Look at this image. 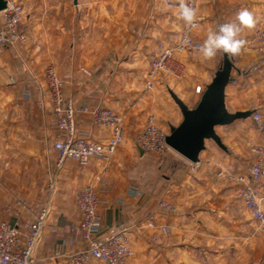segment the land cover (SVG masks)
Instances as JSON below:
<instances>
[{
  "label": "crops",
  "instance_id": "0c3cea01",
  "mask_svg": "<svg viewBox=\"0 0 264 264\" xmlns=\"http://www.w3.org/2000/svg\"><path fill=\"white\" fill-rule=\"evenodd\" d=\"M15 1L27 12L20 27L27 43L6 48L0 55V220L16 226L19 220H32L42 207H48L35 251L36 264H68L46 258L56 250L76 252L85 246L78 232L70 229L79 222L75 199L86 184L95 187L102 201L98 236L122 232L134 251L133 264H162L164 257L182 254L184 249H242L244 225L232 210L231 193L226 190L225 181L219 182L223 179L217 169L219 165L230 170L245 167L248 154L240 145L221 150L205 141L199 161L190 171L188 161L168 151L165 154L172 162L167 165L171 168L169 176H158L136 145L135 133L150 114L156 113L159 102L168 107L169 121L179 124L182 119L178 108L169 105L162 94L165 84L161 79L157 78L150 94L145 93L142 82L155 44H172L178 39L182 23L179 8L168 9L158 0ZM200 1L207 8V15L212 8L220 9L219 3L224 10L234 11L235 17L242 9H248L256 18L255 27L264 14V0ZM205 15L201 14V25L207 33L213 24L205 20ZM254 28L248 29L249 35L242 30L241 38L252 36ZM197 33L198 38L202 37L201 30ZM221 56L218 52L207 63H184L190 75L186 83L177 86L176 93L183 100L192 99L187 105L197 103L199 94L194 87L209 83V71ZM47 64L54 66L63 82L64 96L79 110L75 128L80 136L101 142L109 136V131L96 128L82 109L108 108L122 115L124 140L106 172H101L98 160L87 165L66 160L60 169L55 167L52 145L61 133L53 125L44 84L43 69ZM227 87L225 106L230 112L228 96L234 89L228 92ZM40 99L43 108L37 109ZM135 152L138 158L134 157ZM180 169H186L188 174L176 177ZM51 180L52 190L48 189ZM128 185L137 186L142 194L127 195ZM257 194L263 198V188L258 187ZM167 195L173 204L170 215L158 207ZM262 205L264 208V198ZM150 212L171 226L168 238L158 236L156 243L150 240L153 233L144 227L145 214ZM245 215L248 217L246 212ZM226 218L232 224L225 230L219 223ZM258 255L255 253L254 264L263 263ZM89 264L101 263L91 260Z\"/></svg>",
  "mask_w": 264,
  "mask_h": 264
},
{
  "label": "built area",
  "instance_id": "2783aa9c",
  "mask_svg": "<svg viewBox=\"0 0 264 264\" xmlns=\"http://www.w3.org/2000/svg\"><path fill=\"white\" fill-rule=\"evenodd\" d=\"M5 1L6 7L0 12V55L6 48L14 49L27 43V37L20 28L25 17L23 5L15 0ZM158 1L168 9L178 8L176 0ZM197 2L198 0H190L196 10ZM196 23L198 27V17ZM197 27L190 29L182 20L177 42L172 46L159 44L156 47V52L149 63V70L145 77L146 90L153 89L157 75L165 73L172 77H178L180 72L184 70L174 60V55L199 54L197 49L202 43L194 35ZM186 40L188 41L187 44L185 43ZM245 41L246 44L243 49H252L264 60V14L259 24L254 28L252 36ZM263 60L253 65L249 70L250 74H258L262 80H264ZM81 72L89 75L86 69H81ZM44 80L49 91L53 125L61 133L52 145L56 153L55 167L60 169L66 160L75 161L79 165H87L91 160H98L101 163V172H106L124 140L122 115L108 108L82 109L81 111L90 115L91 123L96 128L109 131V136L104 142L82 137L75 128V117L79 110L64 96L63 82L52 65L46 67ZM231 83L235 85L234 80ZM194 91L200 95L203 89L196 86ZM37 105L42 108L43 101H38ZM250 118L260 137L264 140V118L257 111H253ZM166 135L156 125L153 117L148 116L145 126L137 135V146L145 153L165 154L172 151L165 144ZM249 150L254 159L249 163L245 174L226 172L225 177L229 182L239 186L237 196L254 221L256 231L264 244V209L261 204L262 198L257 196L255 188L259 182L264 187V145H251ZM196 165L197 163H190V170H193ZM220 174L224 175V172H220ZM100 184L103 185L104 182ZM48 189H54L53 180L49 182ZM101 191L104 192L105 189ZM126 193L130 196H138L142 194V191L137 186L128 185ZM101 203L99 194L92 184L83 185L78 190L75 205L80 219L77 226L72 227L70 231H77L85 246L81 250L67 254L66 259L69 264H89L91 260L103 264H131L133 250L122 232L98 236L101 226L99 214ZM158 207L166 212L172 210V205L165 200L159 201ZM48 212V207L44 206L34 219L19 220L16 226H11L6 221L0 220V264H36L35 251L40 243ZM144 227L152 231L151 241L157 240L158 236L168 238L170 235V226L166 222L159 221L153 212L145 214Z\"/></svg>",
  "mask_w": 264,
  "mask_h": 264
},
{
  "label": "rangeland",
  "instance_id": "374dc122",
  "mask_svg": "<svg viewBox=\"0 0 264 264\" xmlns=\"http://www.w3.org/2000/svg\"><path fill=\"white\" fill-rule=\"evenodd\" d=\"M197 3H198L197 4L198 5L197 6V17L199 18V25H198L197 29L194 31V35L201 43H203V41L206 39L207 33H208V29H207V33H206L205 32L206 27L201 25L202 24L201 23V21H202L201 20V14L202 13L206 14L205 20H208L213 24V25H211V27L209 26V30H210V28L211 29L213 28V30H217L218 26L220 24H223V23L229 22V21H234L236 18L235 16H233L234 11L229 12L228 10H224V8H222L223 5L221 3H219L220 9L215 8L216 9L215 10L214 8H212V10L209 11V15H207V8L205 7V5L201 4L200 0H198ZM26 13L27 12L25 11V15H26ZM225 13H227V15H225ZM180 29H181V27H180ZM199 30H201V33H202V37H200V38H198L199 36H197L198 35L197 32H199ZM245 30H246V32H245ZM243 31L246 35H249L251 33V30H248V29H243ZM179 33H180V31H179ZM252 34H253V30H252ZM241 36L239 34L240 39H242ZM250 37L248 36V38H250ZM176 42H174L172 44H164L162 42H157L155 44L154 52L151 54L150 58L148 59V68L145 72V75H144L143 81H142L144 89H145V93L150 94L154 91V88H155V86H153L152 90H150V91L146 90V88H145V77H146L147 71L149 70V63H150L151 59L153 58V56L156 52V47L159 44H162L165 46H172ZM18 47L19 46H17L16 48H18ZM174 60L177 61L184 69L182 72H180L179 76L178 77H172L168 74L161 73V74L156 76L154 83L158 79H161L162 82H164L165 85L162 89V94L164 95L165 99H167V102L169 103V105L177 108V106L174 104L171 97L169 96L168 90L172 91L176 96H178L176 93L177 91H179L177 86H179L180 84L186 83V80L188 79V76L190 74H188V72L185 70L184 63H186V64H199L200 62L207 63L208 60L207 61L203 60L201 58L200 54H194V55L176 54V55H174ZM221 60H222V56L219 58L217 65L209 71V76H208L209 82H210L211 78L213 77L214 72L217 70L218 66L220 65ZM262 60L263 59L260 58L257 54H255L252 51V49L251 50L250 49H248V50L242 49L240 54H238L237 56H235L231 59V62L233 64V68L231 69L230 76H231V79L232 80L234 79V81L236 83L234 85L230 81V83L227 85L228 86L227 87L228 92L232 88L234 89L233 94L230 93V96H228V97H230L229 103H228V108H229V110H231L230 112H232V113L236 112L233 110L237 109V108H240V111H251V113L253 111H257L264 118V80H262L258 74L254 75V74L249 73V70L251 69V67L253 65L258 64L259 62H262ZM48 65H52V64L45 65L43 71H45V69ZM44 82H45V80H44ZM196 86H198V85H196ZM45 87H46V92L48 94V102H49V91L47 89L46 84H45ZM195 87H194V89H195ZM204 87H202L203 90H204ZM199 96L200 95H198L196 97L197 101L199 99ZM179 98L181 99V97H179ZM181 100L186 105L192 103L191 102L192 99H190L189 101H187L186 99H184V100L181 99ZM39 101H42V99H40ZM231 101L234 102V106L231 105ZM37 102H36L37 109H42L43 107L42 108L38 107ZM195 105H196V103L194 105H187V106L188 107H194ZM154 111L156 113L150 114L149 116L153 117L156 125L164 133L169 134V126L168 125L170 124L171 126H175L178 123L176 121L175 122L169 121L170 111L168 110V107L164 103L159 102L158 108L156 107V109H154ZM145 124H146V122H145ZM145 124L139 130H137V132L135 133L136 145H138L137 135L143 129ZM215 132L220 137L222 144L226 148L229 145H240L241 150H244L248 154L246 156L248 158V160L246 161L247 163L245 165L246 168L244 167L245 169L243 168L240 170H235V169L230 170L228 168H223L220 165L217 166L218 173L224 172V175L219 174L220 177H222V179H223L222 182L221 181H219V182L223 183V181H225L227 183L226 184L227 186H225V188H226V190H229L231 193V202L233 205L232 210L236 211V214H238L241 218V225L242 226L244 225V231L245 232H243V235H242L243 240L242 241L245 244V246L242 247V249L233 250V249H230L229 247L224 248L220 245L221 247H217V246L215 247L216 251L212 250L213 249L212 248L208 251L207 250H200L198 252H192L189 249H186V250L184 249V250H182V254H178L179 252H177V255H176V253L170 254L171 258L170 257H168V258L164 257L162 264H191V262L194 264H254L255 253H259V255L257 256V259L261 258L260 260L263 262L262 264H264V244L262 243V241L260 239L259 233L256 231V225H255L254 221L251 219L248 211L243 206L242 201L237 196V191L239 189V186L237 184L229 182L228 180H226V177H225L226 172H231L234 174H245L249 163L254 159V156L250 152L249 147L251 145H264V140L260 137V134L255 129V126H254L251 118L236 120L227 126L216 127ZM206 143L211 144V145L214 144L210 140H207ZM142 153L145 154L144 155L145 162L150 165L151 169L154 170L158 176H160L161 173L164 175H167V176L170 175V173H171L170 169L171 168L168 166L172 162H171V159L168 156H166V154L159 155L156 153H145L143 151H142ZM134 157L138 158L137 152L134 153ZM188 171H190V167H189ZM184 173L188 174V172H186V169L182 170V171L180 169V171H178V175H176V177L184 176ZM258 187L263 188V190H264V187H263L262 183H260V182L256 184V187H255L256 190ZM257 196L259 198H262L258 194H257ZM164 199H165V201H168L171 205H173L171 200H170L171 198L168 195ZM262 203H263V198L261 200V204ZM262 207H263V205H262ZM245 212L247 213L248 217H246ZM165 213H168V212L165 211ZM167 215H170V213H168ZM163 216H165V215L161 214V217H163ZM25 221H28V220H25ZM219 224H220L219 226H221L223 229L226 230V227H228L229 224H232V222H231V220L228 221V219L226 218V219H222V221ZM170 228H171V226H170ZM170 231H171V229H170ZM224 232H226V231H224ZM41 238H42V236H41ZM163 239H166V238H163ZM232 240H236V239L233 238ZM158 241H159V239L157 238V240L152 241V242L156 243ZM37 247H39V246H37ZM258 247H260L259 249H261V250H258ZM36 250H37V248H36ZM69 253L70 252H63V251H57L56 250L46 259H50L51 261L52 260L53 261L54 260L67 261L66 256ZM260 253H261V256H260ZM191 254L193 255V257H191ZM134 257H135V254L133 251V257L131 259V264H133L132 260ZM178 260H179V262H178ZM67 263L69 264L68 261H67ZM99 263H101V262H99ZM101 264H103V263H101Z\"/></svg>",
  "mask_w": 264,
  "mask_h": 264
},
{
  "label": "water",
  "instance_id": "95a60500",
  "mask_svg": "<svg viewBox=\"0 0 264 264\" xmlns=\"http://www.w3.org/2000/svg\"><path fill=\"white\" fill-rule=\"evenodd\" d=\"M6 7V1L0 0V12ZM222 60L214 72L210 82L204 87L194 107H188L172 91L168 90L174 104L177 106L181 121L176 126L169 127L165 144L177 155L195 164L199 154L205 148V141H212L219 149L225 150L215 128L227 126L236 120L251 116V111L229 112L225 106V89L231 81V60L221 52ZM139 152L142 150L138 148Z\"/></svg>",
  "mask_w": 264,
  "mask_h": 264
},
{
  "label": "clouds",
  "instance_id": "9594fccd",
  "mask_svg": "<svg viewBox=\"0 0 264 264\" xmlns=\"http://www.w3.org/2000/svg\"><path fill=\"white\" fill-rule=\"evenodd\" d=\"M179 16L190 29L197 27V10L192 6L190 0H178ZM256 25V18L252 11L242 9L236 15L234 21L225 22L218 26L217 30H209L206 39L198 46V53L203 60H211L218 52H222L227 59L240 54L246 41L239 38L244 29H252ZM187 44L188 41L186 40Z\"/></svg>",
  "mask_w": 264,
  "mask_h": 264
},
{
  "label": "trees",
  "instance_id": "16d2710c",
  "mask_svg": "<svg viewBox=\"0 0 264 264\" xmlns=\"http://www.w3.org/2000/svg\"><path fill=\"white\" fill-rule=\"evenodd\" d=\"M231 81H232V79H231ZM188 167V166H187Z\"/></svg>",
  "mask_w": 264,
  "mask_h": 264
}]
</instances>
